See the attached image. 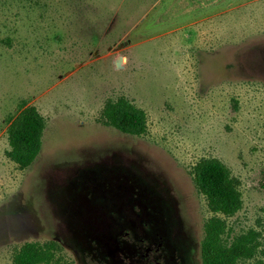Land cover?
Masks as SVG:
<instances>
[{
    "label": "rangeland",
    "instance_id": "374dc122",
    "mask_svg": "<svg viewBox=\"0 0 264 264\" xmlns=\"http://www.w3.org/2000/svg\"><path fill=\"white\" fill-rule=\"evenodd\" d=\"M119 98L145 134L104 124ZM27 106L45 129L21 168L7 130ZM206 158L240 182L233 234L259 233L237 264H264V0H0V264L28 241L71 264H130L159 242L163 264H202Z\"/></svg>",
    "mask_w": 264,
    "mask_h": 264
},
{
    "label": "trees",
    "instance_id": "16d2710c",
    "mask_svg": "<svg viewBox=\"0 0 264 264\" xmlns=\"http://www.w3.org/2000/svg\"><path fill=\"white\" fill-rule=\"evenodd\" d=\"M102 119L122 133L141 136L146 133V112L125 98L106 103ZM45 119L34 106L24 107L8 127L10 150L8 156L21 168L29 167L41 151ZM194 181L206 197L213 215L205 223L202 240V264H237L250 259L259 250L256 230L233 234L227 218L234 216L243 204L240 182L229 168L217 158L200 160L194 167ZM61 246L55 241H28L13 254V264H71L57 257Z\"/></svg>",
    "mask_w": 264,
    "mask_h": 264
},
{
    "label": "flooded vegetation",
    "instance_id": "af4514ba",
    "mask_svg": "<svg viewBox=\"0 0 264 264\" xmlns=\"http://www.w3.org/2000/svg\"><path fill=\"white\" fill-rule=\"evenodd\" d=\"M141 241L143 242L144 240L141 239ZM154 245H156L155 248ZM154 245L153 243L146 244L145 251L141 253H135L134 256L136 257V259L129 260L130 264H132L131 261H133V264H163V259L159 254L162 243L159 242Z\"/></svg>",
    "mask_w": 264,
    "mask_h": 264
},
{
    "label": "crops",
    "instance_id": "0c3cea01",
    "mask_svg": "<svg viewBox=\"0 0 264 264\" xmlns=\"http://www.w3.org/2000/svg\"><path fill=\"white\" fill-rule=\"evenodd\" d=\"M206 1H212L214 4H216L217 0H206Z\"/></svg>",
    "mask_w": 264,
    "mask_h": 264
}]
</instances>
